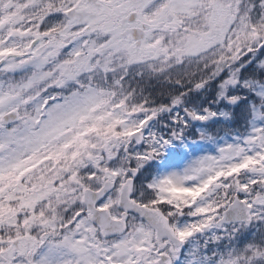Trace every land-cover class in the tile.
I'll return each instance as SVG.
<instances>
[{"label": "snow or ice", "instance_id": "1", "mask_svg": "<svg viewBox=\"0 0 264 264\" xmlns=\"http://www.w3.org/2000/svg\"><path fill=\"white\" fill-rule=\"evenodd\" d=\"M0 264H264V0H0Z\"/></svg>", "mask_w": 264, "mask_h": 264}]
</instances>
